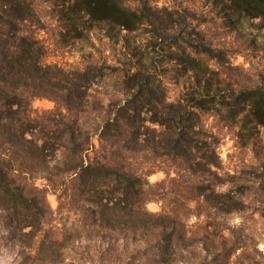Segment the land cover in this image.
<instances>
[{
    "label": "trees",
    "instance_id": "trees-1",
    "mask_svg": "<svg viewBox=\"0 0 264 264\" xmlns=\"http://www.w3.org/2000/svg\"><path fill=\"white\" fill-rule=\"evenodd\" d=\"M226 1L235 17L264 26V0ZM43 2L77 32L98 24L134 31L148 21L122 0ZM44 26L37 0H0V257L79 264L82 254L94 264H135L146 254L144 262L169 264L188 233V203L223 213L243 209L221 190L219 143L205 115L264 126V89H221L195 69V88L172 100L147 56L125 70V99L105 105L92 94L97 66L47 62ZM196 51L213 57L209 47ZM40 100L52 107L39 110ZM157 173L165 178L152 184ZM166 182L170 195L183 199L181 210L148 211L155 188ZM150 249L156 252L148 255Z\"/></svg>",
    "mask_w": 264,
    "mask_h": 264
},
{
    "label": "rangeland",
    "instance_id": "rangeland-1",
    "mask_svg": "<svg viewBox=\"0 0 264 264\" xmlns=\"http://www.w3.org/2000/svg\"><path fill=\"white\" fill-rule=\"evenodd\" d=\"M122 1L144 12L148 21L134 31L98 24L77 32L51 12L48 3L37 0L45 23L41 38L47 47V62L75 69L97 66L101 77L92 90L96 100L105 105L122 102L125 70L133 68L136 61L143 63L147 56L155 60L153 66L172 100L195 88V69L221 89H264V26L259 19L235 17L226 0ZM203 46L212 50L213 57L196 51ZM35 107L50 109L52 104L40 100ZM205 119L219 143L220 174L226 181L221 190L241 200L243 209L223 213L188 203V233L169 264H264V126L243 117L236 125L214 114L205 115ZM158 174L162 173L154 176ZM154 176L150 177L152 184L165 178L162 174L154 180ZM170 187L166 182L155 188L158 197L147 205L148 211L181 210L183 199L170 195ZM48 200L55 209L56 197L49 195ZM5 243L6 238H1L0 244ZM133 247L129 246L128 252ZM116 249L118 254L120 249ZM155 252L150 249L147 254ZM81 255L76 257L79 264H94ZM145 256L139 254L135 264H157L149 257L144 262ZM5 259L12 264V255L0 257V261Z\"/></svg>",
    "mask_w": 264,
    "mask_h": 264
},
{
    "label": "clouds",
    "instance_id": "clouds-1",
    "mask_svg": "<svg viewBox=\"0 0 264 264\" xmlns=\"http://www.w3.org/2000/svg\"><path fill=\"white\" fill-rule=\"evenodd\" d=\"M236 63H239V61H235ZM223 151L224 149L222 148L221 149V155H223ZM162 178V174H158L157 176H154L153 179L156 180V179H161ZM261 248L264 249V244L261 245ZM0 264H8V261L5 259V260H2L0 261Z\"/></svg>",
    "mask_w": 264,
    "mask_h": 264
}]
</instances>
